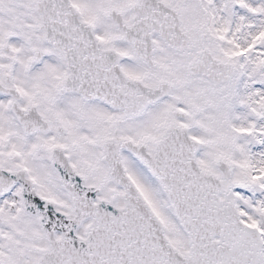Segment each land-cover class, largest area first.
Returning a JSON list of instances; mask_svg holds the SVG:
<instances>
[{
  "label": "snow or ice",
  "instance_id": "snow-or-ice-1",
  "mask_svg": "<svg viewBox=\"0 0 264 264\" xmlns=\"http://www.w3.org/2000/svg\"><path fill=\"white\" fill-rule=\"evenodd\" d=\"M0 264H264V0H0Z\"/></svg>",
  "mask_w": 264,
  "mask_h": 264
}]
</instances>
